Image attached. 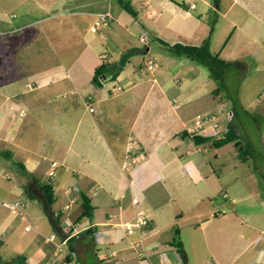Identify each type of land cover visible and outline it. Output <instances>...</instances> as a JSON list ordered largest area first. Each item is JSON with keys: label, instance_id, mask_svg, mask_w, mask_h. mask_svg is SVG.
Segmentation results:
<instances>
[{"label": "crops", "instance_id": "crops-1", "mask_svg": "<svg viewBox=\"0 0 264 264\" xmlns=\"http://www.w3.org/2000/svg\"><path fill=\"white\" fill-rule=\"evenodd\" d=\"M61 1L64 5L76 2L81 14L91 16L107 10L100 8V0ZM239 1L241 16L235 15L234 4L229 5L222 10L223 17L228 18L220 30L224 35L217 36V28L211 27L207 38L212 52L220 58L256 61L259 65L258 61L264 60V9L252 7V0ZM126 2L135 10L130 25L141 23L143 17L153 20L156 30L148 33L151 37H160L159 28L164 26L182 33L189 29L181 18L193 15L186 14L181 0H165V6L158 11L154 5L160 4V0ZM116 21L113 13L112 25ZM257 29H262V38ZM22 41L23 37H15L6 43L12 44L16 52ZM50 41L48 38L49 48ZM44 48L32 46L34 58L26 61L18 54L16 60L21 68L30 70L28 74L13 73L14 64L0 70V145L11 161L19 168L18 163H22L38 180L37 197L44 193L42 183L53 186L55 201L49 207L55 229L50 235H57L50 241L57 249L54 264H183L173 244L177 233L187 254V264H264V199L250 202L245 208L241 201L254 194L241 196L237 191L227 195L232 201L229 215L215 211V207L224 205L217 196L223 195L227 181L212 164L211 156L218 158L223 146L211 151L209 144L195 141L187 130L195 117L186 121L184 110L179 111L177 103L170 105L164 85L157 87L151 82L147 89L144 67L153 58L146 56L144 64L134 63L130 69L126 64L116 79L111 76L96 85L93 77L96 67L103 62L101 55L107 52V61L117 62L124 52H118L117 58L107 49L92 53L93 60L85 71L78 65L88 54V43L72 57V63L67 62L66 52L45 53ZM150 49L146 47L145 55ZM156 63L153 70L149 68L152 72L161 66ZM234 68L226 74L229 102L221 99L217 106L220 134L228 128H222V124L231 123L230 119L235 133L239 132L236 125L245 121L244 117L258 126L264 122V90L260 97L254 96L258 104L252 100V94L240 96L239 93L250 92L241 78L246 66L238 63ZM255 70L259 73V66ZM112 80L116 85L109 84ZM153 81L159 83L160 79L154 77ZM117 85L127 92L117 103L126 114L130 108H136L134 115L124 114L117 119L109 116L116 102L112 87ZM155 89H162L158 96L153 94ZM88 96L93 111L83 103L82 98ZM22 109L24 115L20 114ZM243 130L245 139L250 138L252 128L245 126ZM53 161L58 162L56 167L52 166ZM28 183L27 177L15 190L17 195L24 194ZM95 187H99L96 193ZM83 193L91 200L93 214L75 223L82 211ZM163 194L168 195V200ZM61 198L64 205L57 207ZM67 205L70 207L66 208ZM142 213L148 223L129 234L123 223ZM67 217L74 222L71 236L75 239L71 244L68 239L61 254L59 245L67 238ZM169 234L170 239L166 237ZM71 246L75 248L74 259L67 262Z\"/></svg>", "mask_w": 264, "mask_h": 264}, {"label": "rangeland", "instance_id": "rangeland-1", "mask_svg": "<svg viewBox=\"0 0 264 264\" xmlns=\"http://www.w3.org/2000/svg\"><path fill=\"white\" fill-rule=\"evenodd\" d=\"M160 1V4L154 5L157 11L165 6V0ZM240 3L239 0H220L221 9H218L215 0H196V7L192 11L193 16L181 18L182 23L189 27L186 33L179 32L170 26H164L159 28L158 34L160 38H165L170 43L181 42L189 45H201L207 38L211 27L217 28V36L224 35L225 32L220 33V30L228 22V18L223 17L222 10L234 4L233 10L237 9L235 15L240 14L241 16ZM100 4V8L103 10L111 7L117 21L113 25L110 22V26H112L110 28L102 27L99 31H92L91 25L96 16L81 14L80 9L76 7V2L64 5L61 0H1L0 70L5 69V67L8 69L14 64L13 73L28 74L30 70L26 67L21 68V64L16 58L18 54H21L20 57L25 61L27 58H34V52H30V48L34 45L35 48L45 47V53L56 54L57 50H60V53L66 52L67 62L72 63L70 61L72 57L83 51L88 43V54L78 65V68H83L85 71L88 68V63L93 60L92 53L96 54L107 49L117 58L118 52H127L132 48L145 49L150 46L148 55H145L147 53L144 52L133 55L130 59L131 62H128L126 67L130 69L134 68V63L142 62L144 64L146 56L156 59L161 64L157 70L155 69L156 71L152 72L149 65L144 67V76L148 80L147 89L151 82L157 87L164 85L168 94L167 101L170 102V105L172 102L177 103L180 107L179 111L184 110L186 121L196 117L198 113H218L216 112L217 106L220 105L221 99H225L226 103L229 102L230 93L226 90V84L224 86L215 80L207 65L187 56L173 54L166 46L148 34L156 30L152 19L143 17L141 23L137 22L130 25L129 22L134 20V16L121 8L116 0H100ZM253 6H260L264 9V0H252ZM234 13L231 12V15ZM2 21L5 22L2 23ZM257 31L261 33L262 29H257ZM143 33L147 35L146 41H142L139 37ZM15 37H23L19 47H16V52L12 44L7 45L8 40ZM259 37L262 38V33ZM48 38L51 39L50 48L48 47ZM35 39H39L40 42H35ZM35 62L42 65L40 64L41 61ZM238 63H243L246 66L241 78L245 88L249 86L250 89L249 93L239 94L240 96L252 94V100L258 104L257 97H260L264 90V60L258 61L259 65H256V61L250 60L238 61ZM258 66L259 73L255 70ZM154 77L159 78L160 82L153 81ZM115 83L114 80L109 82L112 85ZM117 87L118 85L115 88L112 87L116 93L114 98L116 102L108 112L109 116L117 119L123 117L124 114L134 115L136 108H130L127 114L123 113L124 109L117 102L123 99L127 92H123V86L121 89ZM161 90L155 89L153 94L158 96ZM256 94H258L257 97H254ZM68 96L73 97L71 94ZM244 118L245 121L243 120L241 124L236 125L239 130L236 134L244 145L252 144L255 151L252 158L244 161L240 148L234 142L225 144L220 149L217 147H210V149L211 151L219 149L220 156L217 158L213 155L211 160L227 181L225 184L227 189L222 191V194L228 192L227 195L232 196L233 193L240 191L239 195L242 196L253 193L254 195L241 201V206L246 205L245 208H248L250 202L264 199V122L261 123V120L258 119L261 123L258 126L255 123H249L251 118ZM230 122L229 124L224 122L222 128L233 126L232 119ZM242 126L252 128L250 138L245 139V131ZM4 151L5 148L0 145V203L16 199L21 200L26 205L27 218L22 219L20 215L14 214L10 208L3 204L0 205V260L12 261L13 258L21 254L26 257L29 264H54L53 260L58 258V256H54L57 249L53 242L47 240V236L55 231L50 220L51 207L43 199L30 197L26 192L17 195L15 190L18 189L22 181L27 180V177L24 171L4 154ZM163 196L165 200H168V195L163 194ZM217 197L221 199L220 201L224 205L215 207V211L220 210L221 213H225L222 215H229L232 206L230 197H223V195ZM63 205L64 199L61 198L57 207ZM55 208L53 207V209ZM26 225L31 226L30 231L26 230ZM166 237L170 239L172 235L169 234ZM61 254H63L62 251ZM63 259L65 260V257Z\"/></svg>", "mask_w": 264, "mask_h": 264}, {"label": "trees", "instance_id": "trees-1", "mask_svg": "<svg viewBox=\"0 0 264 264\" xmlns=\"http://www.w3.org/2000/svg\"><path fill=\"white\" fill-rule=\"evenodd\" d=\"M122 7L131 14H135V10L133 6L126 2V0H119ZM220 0H215L216 3H219ZM181 5L182 2H180ZM184 6V5H183ZM162 45L166 46V48L171 51L173 54L177 56H187L193 60H196L200 63L207 65L215 80L221 82L222 85H227L228 72L231 69H235V65L238 64V61H227L220 58L218 55L214 54L210 47V38H206L205 41L201 45H189L181 42L170 43L169 41L155 37ZM145 49L140 48H132L127 52H124L122 57L117 62H109L103 61L100 65H98L95 69L93 81L96 85L101 84L102 79H108L109 77H114L116 79L120 73V71L125 67L130 58L140 52L145 51ZM226 87V86H225ZM220 88V87H219ZM218 88V89H219ZM196 142L207 143L210 147H221L225 144L234 142L236 146H238L241 150V156L243 160H247L249 157L253 156V147L251 144H243V142L239 139L238 135L235 133L233 126H228L227 130L224 133H219L218 135H210L205 136L198 133L193 134ZM245 146V147H244ZM23 169L25 175L29 179V183L25 186V192L28 196L37 198L35 193V187L38 184V180L34 177V175L26 170V167L22 163H18ZM45 194H46V202L48 206H51L55 201V194L53 190L52 184L42 183L41 184ZM82 211L79 215L78 219L75 220V223H78L80 220L84 218H90L93 214V205L91 203L90 198L83 193L82 194ZM58 219V217H56ZM74 230V227L66 228V235L70 236ZM178 230V229H177ZM92 231V230H90ZM89 231V232H90ZM177 237L174 240V246L176 247L180 258L183 264H187V254L183 248V243L179 237V234H176ZM75 239V237H70V244ZM75 248L73 246L70 247V253L67 255V262H72L74 259ZM14 264H29L26 257L24 255H17V257L13 258Z\"/></svg>", "mask_w": 264, "mask_h": 264}, {"label": "built area", "instance_id": "built-area-1", "mask_svg": "<svg viewBox=\"0 0 264 264\" xmlns=\"http://www.w3.org/2000/svg\"><path fill=\"white\" fill-rule=\"evenodd\" d=\"M182 4L185 7V12L187 15H193L192 11L196 7V0H181ZM113 18V13L111 7H109L106 11L97 13L96 14V19L91 26L92 31H99L102 29V27H108L110 25L111 19ZM140 39L142 41L147 40V35L146 33L141 34ZM109 57V54L106 52L101 55V59L103 61H107ZM156 61L153 59L148 60V65L151 70L156 66ZM107 79H102L101 82H106ZM178 81V80H177ZM118 89H121V86L117 87ZM84 105L89 108L90 111L94 110V107L92 105V99L90 96L88 97H83L82 98ZM21 115L25 114V110L22 109L20 112ZM221 126L220 122V117L218 113H198L194 119V122L187 128L188 132L191 133L192 135L195 133L205 135V136H210V135H218L219 128ZM135 161V159H134ZM58 165L57 161L52 162V166L56 167ZM55 174V171L52 170L50 171V175L53 176ZM99 187H95L93 192L96 193L98 191ZM223 196L226 197L227 193H223ZM3 204L6 207L10 208L11 211L16 214L20 215L22 219H26V205L23 203L21 200H13V201H4L3 203H0V205ZM70 206L67 205L66 208H69ZM65 226L68 227H75L74 222L70 218H66L65 221ZM148 223V218L144 217L143 213L139 215L135 220H130L126 221L123 223V226L126 228L127 232L129 234L134 233L136 230L141 229L145 224ZM26 229H31L30 225H26ZM75 229V228H74ZM56 233L51 234L50 236L47 237L48 241H54L56 238ZM71 236V235H70ZM70 236H67V238L63 239L61 244L59 245V250L62 251V247L64 245H67L68 239ZM177 253L178 251L175 250ZM144 253V250H143ZM179 255V254H178Z\"/></svg>", "mask_w": 264, "mask_h": 264}, {"label": "flooded vegetation", "instance_id": "flooded-vegetation-1", "mask_svg": "<svg viewBox=\"0 0 264 264\" xmlns=\"http://www.w3.org/2000/svg\"><path fill=\"white\" fill-rule=\"evenodd\" d=\"M0 264H14V259H12V261H4L1 259Z\"/></svg>", "mask_w": 264, "mask_h": 264}, {"label": "water", "instance_id": "water-1", "mask_svg": "<svg viewBox=\"0 0 264 264\" xmlns=\"http://www.w3.org/2000/svg\"><path fill=\"white\" fill-rule=\"evenodd\" d=\"M42 199L46 200V194L45 192L44 193H40L38 194Z\"/></svg>", "mask_w": 264, "mask_h": 264}]
</instances>
